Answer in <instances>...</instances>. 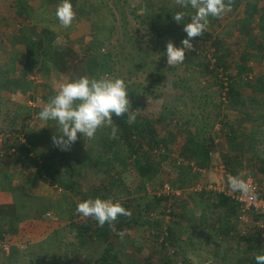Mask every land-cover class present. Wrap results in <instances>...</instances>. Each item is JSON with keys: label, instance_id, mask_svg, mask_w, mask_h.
<instances>
[{"label": "rangeland", "instance_id": "374dc122", "mask_svg": "<svg viewBox=\"0 0 264 264\" xmlns=\"http://www.w3.org/2000/svg\"><path fill=\"white\" fill-rule=\"evenodd\" d=\"M59 3L55 0H0V74L3 77L6 74L13 77L21 72L25 59L19 51L25 49L26 40L21 43L19 38L24 30L33 39L39 36L47 39L46 33L52 31L55 35L53 45L56 46L52 55L50 53L47 57L49 73L41 71L39 64L35 72L27 76L32 83L31 89L3 91L0 126L6 133L0 135V166L14 174L16 185L22 184L24 190L36 194L34 205L48 200L61 207L56 215L41 209L37 213L40 223L34 226L31 220L25 221L21 238L14 239L12 243L5 245L0 239V264H92L90 258L94 252H98L97 244H82L69 227L73 193L62 190L50 181L46 182L33 168L14 163V155L4 148L8 132L19 128L21 123H28L39 130L48 123L52 126L57 124L39 118V112L48 103L46 97L55 95V90L70 79L81 75L92 77L87 66L93 60L98 63L95 70H100L97 71L98 76H93L122 77L128 85L131 108L136 110V118L155 120L158 136L168 140V148L157 151L162 165L152 181L141 176L132 162L126 166L116 162L117 167L109 172L93 166L83 168V176L78 183L80 197L90 194L91 198H108L115 195L121 200L135 198L140 201H155L152 200L155 195L169 197L168 202L159 204L152 213V217L163 219V235L155 237L154 232L143 225L128 229L120 240L123 252L118 264H161L165 254L172 258L173 264H248L245 257H250L253 250L249 247L255 243L241 239L240 235L256 238L261 231L264 238V227L258 225L263 219L258 221L253 212L239 208L229 218L233 229L227 231L226 210L222 207L217 209L211 199L208 200L212 205L205 209L206 203L199 194L201 189L210 190L211 185L216 188L224 183L227 167L222 156L230 154V151L225 137L227 128L222 126V120L235 123L240 132L255 129L240 107H231L225 91L220 89L218 79L199 65L202 56L212 58V52L206 50L218 35L226 37L228 44L232 43L233 55L239 58L246 40L239 31L244 7L238 10L231 8L220 18L212 17L207 31L192 39L193 48L186 52L185 61L170 66L167 62V44L173 41L177 46H182L181 42L187 35L184 24L191 21L188 15L183 22H177L174 13L181 10L191 13L195 10L181 9L177 0H77L74 21L65 28L55 16ZM21 5L26 10L22 14ZM254 29L259 34L261 29L257 26ZM57 48L61 54L57 53ZM62 54L64 57H61ZM249 66L253 68L249 77L259 76L264 71V61L252 60ZM241 91L245 96L253 94L249 87H243ZM29 113L31 117L25 122L23 117ZM17 119L19 124L16 123ZM111 124L112 121L106 122L95 137L105 132ZM205 134H211L215 139L212 166L199 168L201 173L195 185H186L184 189L171 187V182H177L179 173L172 159L188 164L189 160L180 154L187 137L195 135L201 138ZM257 137L258 141L264 142V127ZM12 138L17 143L25 139L17 131L12 133ZM79 138L84 140L81 147L84 156L93 138H85L81 134ZM249 148L253 152V145ZM251 152L244 154V166L238 167L239 175H251L264 192V178L259 183L252 174L251 157L255 155ZM94 156L91 155L92 164ZM189 164L197 169L193 162ZM26 179L33 185L27 186ZM172 203L177 207H171ZM169 210H175L176 215L172 217ZM219 217L221 220H218ZM45 222L54 224L51 231H47L46 227H51ZM170 224L178 231L179 242L175 247L164 243ZM259 227L262 230L259 231ZM35 232H41L43 236L36 237ZM26 233L33 236L31 241L27 239L28 236L24 239ZM63 241H68L69 246Z\"/></svg>", "mask_w": 264, "mask_h": 264}, {"label": "trees", "instance_id": "16d2710c", "mask_svg": "<svg viewBox=\"0 0 264 264\" xmlns=\"http://www.w3.org/2000/svg\"><path fill=\"white\" fill-rule=\"evenodd\" d=\"M76 2L77 0H72L74 8L77 6ZM231 4L234 10L244 7V10H242L244 16L240 20L239 31L242 34V38L245 37L246 40L244 46L240 49L241 55L238 59L235 58L231 49L232 43L228 44L226 37L218 35L217 39L211 42L206 50L210 53L212 52V58L209 59L206 56H202L203 59L199 60V65L218 79L220 89L225 91L224 93L229 99L231 107H240L243 114L248 120L252 121L255 127L252 132H240L235 123L230 124V122L222 120V126L225 129L227 128L225 137L230 151V154H223L222 156L227 167L226 172L239 175L240 170H238V167L244 166L242 163L245 158L244 154L248 151L251 152L252 150H250L249 146L253 145V152L251 153L255 156L254 158L251 157V160H253L252 174L255 175V179L259 183H262L261 181L264 178V142L258 141L257 136L264 127V71L259 76L252 75L249 77L248 74L253 70L249 66L250 61H264V0H231ZM25 11L21 5V14ZM211 18H209V21ZM255 26L261 29L259 34L254 29ZM46 34L47 39L41 38V36L33 39V36L27 35L26 30L21 32L19 41L22 43L26 40V42L24 44L25 49L19 51V54L24 56L25 61L21 72L16 76L13 75L12 77L6 74L3 77L0 74V99L3 91L16 92L17 90L31 89L32 83L27 76L35 72L39 64L41 71L44 70L47 74L49 73L47 57L56 46L53 45L55 35L52 34V31H48ZM57 53L61 54V50L58 48ZM61 57H64V55L62 54ZM16 60L17 57L14 62ZM95 67L96 69L98 68V63L93 60L92 64L87 66L89 75H97V71L99 72L100 70H95ZM244 78L247 80L244 81ZM243 87H249L253 94L251 96L242 94L241 89ZM49 99L46 97L47 101ZM128 115L129 113L119 117L114 115L111 120L112 124L109 128L107 127L105 132L92 139L89 151L85 152L84 156H82L83 150H81V147L84 146V140L79 138V134L78 139L67 150H63L54 144L53 136L54 134H59V126L57 124L52 126V124L48 123L39 130L28 123V125L21 123L19 128L9 131L5 137L4 148L10 151V155H14V163L21 166L25 165L29 169L33 168L34 172L38 171L40 177L43 176L42 179H46V182L50 181V183L60 187L62 190L73 193L75 200L73 201L72 196V202L70 203L72 213L69 218V227L75 231L82 244L92 243L98 245V252H94L90 258L92 264H118L122 259L123 252L122 246L120 247V240L123 236L120 235V232L124 233L137 225L148 226L154 232L155 237L163 235V219L161 217H152V213L155 212L159 204L169 201L167 195H155L152 199L155 201H140L135 198H129L128 200L119 199L131 211V215L119 216L111 226L108 223L100 226L94 218L79 216L76 211L79 202L91 197L90 194H87L88 196L85 195V197L79 196L78 183L79 178L83 176L84 167L93 166L109 172L110 169L117 167L116 162L121 164V166H126L132 162L137 172L148 181L154 180L160 172L162 162L158 157L157 151L164 147L168 148V140L158 136L156 121L152 118H136L134 122L129 123ZM30 117L31 113L23 117V120L26 122ZM16 123L19 124L18 119ZM113 126L117 127L115 137L111 134ZM14 131L24 135V142L17 143L14 140L15 138H12ZM2 132L6 133V130L0 126V135ZM200 137L189 135L182 147L180 154L189 160L188 164L178 159H172L173 164L178 167L179 173L177 182H171V187L184 189L186 185H195L197 183L196 178L201 173L199 168H210L212 166L215 139L211 134H205ZM93 154H95L93 157L95 161L92 164L91 155ZM190 162H193L197 169H194L193 164H189ZM25 181L27 186L33 185L28 179ZM24 188L22 184L19 185L18 183L16 185L14 183V174L11 171H7L0 166V191H5L10 196V201L0 202V239L5 245L12 243L16 238H21V230L24 228L25 221L31 220L30 222L37 226L36 224L40 223L37 213H40L41 209L47 212L51 211L55 215L60 212L61 207L53 204L54 201L45 200L34 205L33 203L37 201V199L34 200L36 194L27 192ZM199 194L201 196L200 199H204V203H206L205 209L213 204L217 209L222 207L226 210L228 223L226 230H232L229 218L236 212V209L242 208L241 205L228 195L216 190L201 189ZM262 194L264 195V192ZM101 197L107 198L106 196ZM115 197L117 196H108V198L117 199ZM208 199H211L212 204ZM171 205V207H177L175 203ZM181 209H184V207H181ZM169 213H171L172 217L176 215L175 210H169ZM253 214L258 221L264 219L262 214L255 212ZM219 219L221 220V217ZM45 223H48L51 227H46L47 231H51L54 224H51L52 222ZM262 228L259 227L258 230L260 231ZM260 232L257 233L256 238H251L247 234L240 235L241 239L253 240L255 243V245L251 244L249 247L253 250L250 257H245L248 264H256L255 256L259 253H264V248L262 247L264 238ZM25 235H23L24 239L28 236L27 239L29 241L32 240L30 238L33 236L28 233ZM35 236L42 237L43 235L41 232H35ZM63 242L69 246L68 241ZM177 242H179L178 231L170 224L167 226V236L164 237V243L175 247L178 246ZM1 251L2 247L0 246V253ZM161 264H173V260L169 255L165 254Z\"/></svg>", "mask_w": 264, "mask_h": 264}, {"label": "clouds", "instance_id": "9594fccd", "mask_svg": "<svg viewBox=\"0 0 264 264\" xmlns=\"http://www.w3.org/2000/svg\"><path fill=\"white\" fill-rule=\"evenodd\" d=\"M181 9L191 8L194 12L184 10L174 13L177 22H183L190 15L191 21L184 24L186 37L181 45L169 41L166 47L167 62L170 66L183 63L186 52L193 48L192 39L207 31L209 18H220L231 11V0H177ZM72 0H60L55 16L65 28L70 27L75 18ZM129 113L128 120L136 119V110H132L129 88L122 77L106 78L103 76L81 75L62 83L50 97L48 103L39 112L42 121L52 120L59 126V134H54L53 142L67 150L77 139L78 134L85 138H94L98 129L110 122L112 117ZM113 137L117 127L111 129ZM227 182L234 192H248L249 186L240 175H228ZM76 211L83 217L94 218L100 226H110L119 216H130L119 199L95 198L85 199L77 204ZM123 236L124 233L120 232ZM256 264H264V253L255 256Z\"/></svg>", "mask_w": 264, "mask_h": 264}, {"label": "built area", "instance_id": "2783aa9c", "mask_svg": "<svg viewBox=\"0 0 264 264\" xmlns=\"http://www.w3.org/2000/svg\"><path fill=\"white\" fill-rule=\"evenodd\" d=\"M228 175H230V173L226 172L225 176L223 177L224 183L221 186H216L215 188L211 185L210 189L228 195L239 205H241L244 211L255 212L264 216V195L262 194L261 188L257 185L254 178L251 175L242 176L248 184L249 190L248 192H234L230 189L227 182ZM259 224L264 227V219L260 221ZM4 248L7 249L5 245Z\"/></svg>", "mask_w": 264, "mask_h": 264}, {"label": "crops", "instance_id": "0c3cea01", "mask_svg": "<svg viewBox=\"0 0 264 264\" xmlns=\"http://www.w3.org/2000/svg\"><path fill=\"white\" fill-rule=\"evenodd\" d=\"M0 202H7L10 201V196L8 193H6L5 191H0ZM49 215V214H48Z\"/></svg>", "mask_w": 264, "mask_h": 264}]
</instances>
